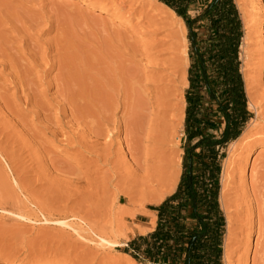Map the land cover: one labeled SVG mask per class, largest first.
<instances>
[{
	"label": "rangeland",
	"instance_id": "1",
	"mask_svg": "<svg viewBox=\"0 0 264 264\" xmlns=\"http://www.w3.org/2000/svg\"><path fill=\"white\" fill-rule=\"evenodd\" d=\"M240 2L244 7L249 4L250 0H240ZM236 4L238 8L237 1ZM100 6L102 4L94 0H0V172H2L0 185L6 189L5 192L0 187V194L3 195L0 196V201H2L0 202V264H75L77 262V264H152L141 255H136L138 259H134L131 255L132 249L128 248L127 243L136 236H144L154 230L157 217L156 211L152 208L175 190L179 180L183 153L185 109V100L183 102L182 98L184 99V92L187 87L184 78L188 67L183 60L185 59L183 49L185 50L186 29L179 35L178 42L180 43L177 44V51L171 49L168 44L164 45L165 47L162 45L165 49L163 51L161 46H159L161 49L155 46L157 38L148 37L141 26L134 23L136 20L130 22L131 20L125 16L122 17L121 12L114 11V8L112 10V8L107 7L99 8ZM246 7L244 9L250 17L252 15L251 8ZM251 18H249V24L252 27L249 25V31L250 28L252 30L248 31L251 35L248 33V36L243 38L241 45V71L243 74V69H246L245 72L252 91L251 95L255 98L254 101L259 104V102L262 103L260 93L264 89V57H259L261 54L258 52L264 49L262 48L264 47V32H261L262 30L258 26L252 25L254 22ZM256 23H259L258 20ZM172 59L175 62H180L177 63L178 68L172 69L173 67H170L171 62H173ZM121 73L124 75L127 73L130 77L134 73L137 74H135L136 76H140L141 78H139L142 79L140 84L143 89L145 88L144 92L147 99L151 96L150 91L153 85H156L155 82L157 81L154 78L157 74V77H162L159 82L160 87L161 85L163 87L166 81L168 84L169 75L173 77V80L170 77V82L172 81L170 87H175V96L172 100V110L175 109V111L172 113L177 115V118L175 119L174 116L175 120H173L177 131L174 136V149L172 147L168 150V157L171 158L168 169L172 173L168 171L166 177L169 179V175L173 174L171 178L174 179L175 185L166 193H162L166 191L164 184L167 180H164L158 181V193L153 190L154 192L147 193L149 196L146 195V197L135 196V199L131 195L132 198L119 199L120 197L117 196L119 194L118 187L120 189L125 184L123 174L125 175L126 155L124 152L119 156L113 154L110 159L111 165L105 164L103 159L97 156L98 153H101L100 146L104 143V136H97L98 138H96L92 133H88V128L86 129L90 125L87 124L88 118L96 116V107H94L95 103L91 98V90L94 93L95 87L102 83V78L107 77L105 75L109 74L111 77H116ZM109 75L108 77H110ZM258 76H262L261 79H258ZM68 91L70 92L68 93ZM79 93L82 94V97L78 95ZM26 95L29 98L34 97L28 98V100ZM71 97L78 100L76 106L84 109V112L80 109L79 113L77 112L78 108L73 107L70 102ZM247 109L251 116L240 135L242 137V142H239L241 145L238 142L235 145L234 141L228 144L222 160V171L228 160H232L229 170L233 167L229 172L228 179L226 178L227 184L225 182L226 187L222 200L219 193V202L225 215L226 225L227 218L232 219L231 231L229 232L231 234L229 235L226 229L224 236V264L227 260L230 264H244L242 259L244 255L245 257L247 255L246 264L258 262L261 264L259 261L262 255L261 247L259 245L255 247L256 234L252 233L247 251L241 249L239 240L241 233L238 227H240V220L245 218V212L237 210L243 199L238 197V200L236 197V190L240 182L236 179V169L242 162L243 180H250V173H254L252 169L258 168V165L261 164L260 160H262L261 155L264 154V139H258L257 136L253 135L255 131L264 127V119L257 117L255 109L248 104V98ZM44 110L49 113L43 115L46 114ZM71 111L75 113L74 116L77 115V124L76 117L70 116ZM117 116L119 117L120 114ZM253 121H257L256 126L248 129V125ZM57 123L60 127L56 125ZM60 123H63V126ZM28 130L30 131L28 132ZM68 131H70L69 138H73L70 139V142L66 134ZM17 133L21 134V137ZM50 133L53 135H49ZM83 133L85 134L83 135ZM123 136V132L116 134L113 152L116 149H123L126 145ZM12 137L13 139H11ZM21 139L25 140L21 141ZM83 140L84 142H81ZM27 141L30 143L28 144ZM143 143L142 145L145 147H141L146 149L147 143L144 140ZM82 145H85L86 148ZM170 151L172 152L170 153ZM132 163L133 161H128L126 164ZM120 168L121 170H119ZM107 171H110L107 176L111 177H105ZM113 172H117L116 175ZM112 173L115 177L117 176V179L112 176ZM82 175H87L93 183L91 185L87 183L88 180H84ZM106 178L112 181L111 184L114 185H110L106 191H101ZM20 182L21 186L19 185ZM116 183L119 185L117 186ZM127 184L123 188L127 187ZM91 191L96 192L91 195ZM152 197H158V201L151 202ZM123 210L125 213H122ZM127 210L130 213H128L129 211L126 212ZM22 211L26 212L25 217H20ZM153 219H155V224L152 228L138 235L137 232L140 227L137 224H141L143 227H151L150 222ZM93 223L102 224L108 228L119 241V245L112 247V249L94 248L95 260H92V254H88L89 251L85 248L87 245L95 246V244L77 236L79 231L77 224L86 229L88 224L92 226ZM227 234L230 238L228 237V245L225 250ZM243 251L246 254L243 255ZM225 252L227 257H225Z\"/></svg>",
	"mask_w": 264,
	"mask_h": 264
},
{
	"label": "trees",
	"instance_id": "2",
	"mask_svg": "<svg viewBox=\"0 0 264 264\" xmlns=\"http://www.w3.org/2000/svg\"><path fill=\"white\" fill-rule=\"evenodd\" d=\"M158 1L186 29L181 172L175 190L152 208L154 230L127 246L152 264H224L222 160L251 116L241 71L244 25L235 0Z\"/></svg>",
	"mask_w": 264,
	"mask_h": 264
},
{
	"label": "bare ground",
	"instance_id": "3",
	"mask_svg": "<svg viewBox=\"0 0 264 264\" xmlns=\"http://www.w3.org/2000/svg\"><path fill=\"white\" fill-rule=\"evenodd\" d=\"M95 2L102 4V6H100L99 8H114V11L117 12H121L122 17L125 16L126 18H128L129 20H131L130 22H132V20H136V22H134L135 24H137V26H141L142 30H144V33L148 35V37L152 38V39H156V44L155 46L159 48V46L162 47V45H166L168 44V46L173 49L176 50L178 48V40H179V35L180 33H182V31H185V27L183 24V21L180 17L176 16V14L169 9L168 7H166L164 4L160 3L158 0H94ZM238 3V8L240 10L243 22H244V27H245V34H244V39L248 36V33L252 30L250 28L249 31V18H251V16H253L251 18L252 22H254L252 25L258 26L259 29H261V32H264V0H250L248 5H245L244 7H242L243 5H241L240 0H236ZM246 6H248L249 8H251L252 15L250 13V17H248V13H246L245 9L247 8ZM245 8V9H244ZM250 10V9H249ZM248 12V11H247ZM250 20V21H251ZM258 20L259 23H256V21ZM258 24V25H256ZM251 26V25H250ZM136 27V25H135ZM252 27V26H251ZM254 27V26H253ZM134 28V27H133ZM257 28V27H256ZM137 29V28H136ZM254 29V28H253ZM258 29V32H259ZM139 30V29H137ZM141 30V29H140ZM141 30V32H142ZM249 31V32H248ZM143 34V33H142ZM249 35H251V33H249ZM260 35V34H259ZM146 36V35H145ZM160 36V37H159ZM154 41V40H153ZM154 41V42H155ZM183 41V40H182ZM153 43V42H152ZM178 44V45H177ZM184 45H185V50L183 49L184 55H185V64L186 67L188 65V58H187V43H186V38L184 37ZM149 46V45H147ZM181 46V45H180ZM150 47V46H149ZM155 47V48H156ZM165 47V46H164ZM162 47V49L164 48ZM168 47V48H169ZM169 48V49H170ZM264 48V47H262ZM161 49V48H159ZM170 49V50H171ZM165 49H163L164 51ZM178 50V49H177ZM176 50V51H177ZM157 51V50H156ZM159 51V50H158ZM175 52V51H174ZM160 53V52H159ZM164 53V52H163ZM169 53V52H168ZM261 54V56L259 57H264V49H262L260 52H258ZM177 58L178 55L177 53H175ZM158 55V52H157ZM175 56V57H176ZM181 56V55H180ZM168 59V58H167ZM179 59V58H178ZM169 60V59H168ZM173 60V59H172ZM171 60V61H172ZM181 60V59H180ZM156 61V60H155ZM170 61V60H169ZM179 61L175 62V60H173V62H171V68L175 69L177 67V63ZM183 62V61H182ZM165 63V62H163ZM168 63V62H167ZM180 63V62H179ZM169 64V63H168ZM181 65V64H180ZM162 66V65H161ZM166 66V65H165ZM179 66V65H178ZM159 67V66H158ZM178 68V67H177ZM181 68V67H180ZM158 69V68H157ZM156 69V70H157ZM184 69V68H183ZM155 70V71H156ZM169 70V69H168ZM246 69H243V78L245 81V88H246V94H247V98H248V104L249 106H252L256 113H257V117L258 118H262L264 119V89H262L261 93H260V97L262 99V103L259 102V104H257V102H255V98L253 97V95H251L252 91L250 90V81L247 79V74L245 72ZM158 71V70H157ZM161 71V70H160ZM182 71V70H181ZM174 72V71H173ZM184 72V71H183ZM166 73V72H165ZM170 73V71H169ZM172 73V71H171ZM127 75V73H125ZM136 73L131 74L130 76H126L124 74H120V75H116V77H111L109 74L105 75L107 77H103L102 78V83H100L98 86L95 87V90L93 91L94 93H92L91 90V98L94 101V107H96V116L90 118H88V123L90 124L88 127H86V129L88 128V133H92L93 135H95L96 138H98L97 136H104V143L102 144V146H100V152L98 153L97 156L99 158H102L105 164L109 165L111 162V157L113 156V154L119 156L121 155V153L124 152L125 159H126V163H128V161H133L132 164H126L124 166V172L125 175L123 174L124 177V182L125 184H127V187L123 188L124 185L121 187L122 190L119 189V194L117 195L118 197H120L119 199H128V198H132L135 196H145L148 195L147 193L150 194V192H152L153 190H155V192L158 193V181L162 182L164 180H167L166 183H160V184H164L166 191L161 192L162 193H166L167 191H169L174 185H175V181L174 179L171 178L170 174V169H168V166L170 164V160L171 158H169V153L168 150L172 149V147L175 145L174 143V136L176 134L177 128H176V124L174 125L173 120H175L177 117V115H173L172 111V100L173 97L175 96V87H170V77L172 76H168L167 80H168V84L167 81L165 84H163L164 86L160 87L159 82L162 80V77H157L155 76L154 80H156L157 82L156 85H153L152 90L150 91L151 96L149 99L146 98L145 96V88H142V85L140 84L142 79H140L138 76L135 75ZM164 74V72H163ZM184 74V73H183ZM260 74V73H259ZM108 75L110 77H108ZM113 76V75H112ZM260 77L262 76H258V79H261ZM182 78V77H181ZM141 80V81H140ZM173 80V77H172ZM249 83H248V81ZM153 81V80H152ZM184 82L185 85H187V79L186 76L184 78ZM179 83V81H178ZM172 84V83H171ZM175 84V83H174ZM151 85V84H150ZM177 85V84H176ZM62 86V85H60ZM174 86V85H173ZM63 87V86H62ZM77 88V87H76ZM94 88V87H93ZM59 89V88H58ZM79 89V88H77ZM36 90V89H35ZM82 90V89H80ZM79 90V91H80ZM49 91V90H48ZM56 91V90H55ZM58 92V91H56ZM70 91H68L69 93ZM74 93V91H72ZM71 92V93H72ZM86 92V91H84ZM177 92V90H176ZM72 93V94H73ZM77 93V92H76ZM83 94V92H81ZM63 94V93H62ZM82 94H78L80 97H82ZM53 95V94H52ZM77 95V96H78ZM87 95V94H86ZM177 95V94H176ZM27 96V95H26ZM30 96V95H29ZM34 97V96H31ZM30 97V98H31ZM45 97V96H44ZM59 97V96H58ZM61 97V96H60ZM79 97V98H80ZM85 97V96H84ZM178 97V96H177ZM181 97V96H180ZM29 97L27 96V99ZM29 98V99H30ZM182 98V97H181ZM28 99V100H29ZM43 99V98H42ZM71 103L73 105V107L78 108L76 105L78 103H76L78 100L76 98L71 97ZM82 99V98H81ZM86 99V98H83ZM90 99V98H89ZM37 100V98H36ZM35 100V101H36ZM41 100V99H40ZM55 100V98H54ZM62 100V99H61ZM67 100V99H66ZM69 100V99H68ZM67 100V101H68ZM91 100V101H92ZM178 100V98H177ZM183 102L184 99L182 98ZM26 101V100H25ZM34 101V100H33ZM86 101V100H85ZM30 102V101H29ZM40 102V101H39ZM54 102V101H53ZM57 102V101H56ZM182 102V101H181ZM26 103V102H25ZM48 103V102H47ZM66 103V102H65ZM68 103V102H67ZM177 103V102H176ZM38 104V103H37ZM43 104V103H42ZM61 104V103H60ZM35 105V104H34ZM71 105V104H70ZM71 105V106H72ZM42 106V105H41ZM44 106V105H43ZM54 106V105H53ZM68 106V105H67ZM80 106V105H78ZM174 106V105H173ZM13 107V106H12ZM176 107V106H175ZM53 108V107H52ZM59 108V107H58ZM72 108V107H71ZM178 109V107H176ZM8 109H10L8 107ZM13 109V108H12ZM11 109V112H12ZM61 109V108H60ZM59 109V110H60ZM78 108L77 112L79 113L80 109ZM87 109V108H86ZM7 110V109H6ZM67 110V109H66ZM73 110V109H72ZM75 110V111H76ZM84 110V109H83ZM82 110V111H83ZM9 111V110H8ZM41 111V110H40ZM48 111V110H47ZM63 111V109H62ZM92 111V110H91ZM90 111V112H91ZM5 112V111H4ZM44 112H46L44 110ZM42 112V113H44ZM60 112V111H59ZM64 112V111H63ZM72 112V111H71ZM76 112V113H77ZM84 112V111H83ZM82 114H85L83 113ZM44 113L43 115H47ZM93 113V112H92ZM41 114V113H40ZM57 114V113H56ZM62 114V113H61ZM65 114V112H64ZM74 112L71 113L70 116H74ZM117 114L120 116L118 117ZM67 115V114H66ZM10 116V115H9ZM63 116V114L61 115ZM77 116V115H76ZM74 116V117H76ZM80 116V115H78ZM175 116V119H174ZM43 117V116H42ZM45 117V116H44ZM47 117V116H46ZM65 117V116H64ZM69 117V116H68ZM73 117V118H74ZM47 119V118H46ZM72 119V118H71ZM78 118H75V121ZM83 119V118H82ZM257 119V118H256ZM260 119V120H262ZM14 120V119H13ZM70 120V119H69ZM68 120V121H69ZM74 120V119H73ZM80 120V119H79ZM259 120V121H260ZM8 121V120H7ZM71 121V120H70ZM86 121V120H85ZM43 122V121H42ZM62 122V119H61ZM73 122V121H72ZM82 122H84L82 120ZM261 122V121H260ZM13 123V122H12ZM17 123V122H16ZM51 123V122H50ZM80 123V122H79ZM86 123V122H85ZM41 124V123H40ZM44 124V123H43ZM63 124V123H62ZM60 123V125H62ZM69 124V122H68ZM71 124V123H70ZM74 124V123H73ZM77 124V121H76ZM255 124H257V121H253V123H250L248 125V129L252 128ZM259 124V123H258ZM2 125V124H1ZM14 125V124H13ZM56 125L59 126V124L57 123ZM67 125V124H66ZM86 125V124H85ZM10 126V125H9ZM12 126V125H11ZM10 126V127H11ZM63 126V125H62ZM87 126V125H86ZM256 126V125H255ZM14 127V126H13ZM17 127V126H16ZM37 127V126H36ZM44 127V126H43ZM60 127V126H59ZM68 127V126H67ZM75 127V126H74ZM85 127V126H84ZM1 128V127H0ZM82 128V127H81ZM254 128V127H253ZM8 129V128H7ZM18 129V128H17ZM60 129V128H59ZM247 129V130H248ZM259 129V128H258ZM21 130V129H20ZM42 130V129H41ZM65 130V128H64ZM73 130V129H72ZM10 131V129H9ZM30 130H28L29 132ZM60 131V130H59ZM66 131V130H65ZM87 131V130H86ZM85 131V132H86ZM27 132V131H26ZM70 131H68V133H66L67 135L69 134ZM74 132V131H73ZM123 132L124 136H123V140L126 142V145L124 146L123 149H116V151L113 152V148L115 145V136L116 134ZM15 133V132H14ZM20 133V131H19ZM17 133V134H19ZM60 133V132H59ZM63 133V132H61ZM72 133V132H71ZM87 133V132H86ZM6 134V133H5ZM12 134V133H10ZM30 134V133H28ZM55 134V133H54ZM65 134V133H63ZM65 134V135H66ZM82 134V133H81ZM85 133H83L84 135ZM2 135V134H1ZM14 135V134H13ZM21 134H19L20 136ZM31 135V134H30ZM51 135V133L49 134ZM53 135V134H52ZM51 135V136H52ZM57 135V134H56ZM82 135V137H83ZM90 135V134H89ZM88 135V136H89ZM255 136H257L258 139H264V127H261L259 130L255 131L254 134ZM16 136V135H14ZM24 136V135H23ZM36 136V135H35ZM87 136V137H88ZM252 136V135H251ZM3 137V136H2ZM11 137V136H10ZM21 137V136H20ZM32 137L33 134H32ZM38 137V136H37ZM46 137V136H45ZM66 137V136H65ZM68 140L70 142L69 135L67 136ZM74 137V136H73ZM86 137V136H85ZM5 138V137H4ZM8 138V137H7ZM6 138V139H7ZM23 138V137H22ZM27 138V137H26ZM55 138V137H54ZM58 138V137H56ZM103 138V137H102ZM241 136H239L236 140H234V144L236 145V142H238V144H240L239 142L241 141ZM13 139V137L11 138ZM17 139V138H16ZM15 139V140H16ZM34 139V138H33ZM60 139V138H59ZM57 139V141L63 140V139ZM66 139V138H65ZM73 139V138H72ZM75 139V138H74ZM92 139V138H91ZM23 139H21L22 141ZM25 140V139H24ZM23 140V141H24ZM30 140V139H29ZM38 140V139H37ZM67 140V143H68ZM86 140V139H85ZM89 140V139H88ZM98 140V139H97ZM143 140L147 143L146 145V149L142 148L145 147V145L143 146ZM176 140V138H175ZM7 141V140H6ZM244 141V140H243ZM11 142V141H10ZM13 142V141H12ZM18 142V140H17ZM16 142V143H17ZM65 142V141H64ZM81 142H84L81 141ZM80 142V143H81ZM93 142V141H92ZM95 142V141H94ZM3 143V142H2ZM15 143V142H14ZM22 143V142H20ZM28 143V141H27ZM30 143V141H29ZM28 143V144H29ZM74 143V142H73ZM85 143H87V141H85ZM84 143V144H85ZM11 144V143H10ZM83 144V143H82ZM141 144V145H140ZM144 144V143H143ZM95 145V144H94ZM93 145V146H94ZM100 145V144H99ZM234 145V146H235ZM241 145V144H240ZM7 146V145H6ZM10 146V145H9ZM8 146V147H9ZM80 146V145H79ZM84 148L85 145H82ZM97 146V145H96ZM142 146V147H141ZM239 146V145H238ZM245 146V145H244ZM18 147V146H17ZM98 147V146H97ZM119 147V146H118ZM5 148V147H4ZM21 148V147H19ZM25 148V147H24ZM29 148V147H28ZM77 148V147H76ZM237 148V147H236ZM242 148V147H241ZM93 149V148H92ZM142 149V150H141ZM143 149H145L143 151ZM174 149V147H173ZM2 150V148H1ZM17 149H15L16 151ZM23 150V149H22ZM25 150V149H24ZM29 150V149H28ZM86 150V149H85ZM88 150V149H87ZM3 151V150H2ZM27 151V150H26ZM91 151V150H90ZM99 151V150H98ZM142 151V152H141ZM173 151V150H172ZM170 151V153L172 152ZM17 152V151H16ZM15 152V153H16ZM92 152V151H91ZM2 153V152H1ZM7 153V152H6ZM5 154V153H4ZM91 154V153H90ZM2 155V154H1ZM6 155V154H5ZM12 155V154H10ZM96 155V154H95ZM4 157V155H2ZM18 156V154H17ZM116 156V157H117ZM10 158L12 156H9ZM18 158V157H17ZM120 158V157H119ZM6 159V157H5ZM8 159V157H7ZM124 159V158H122ZM261 164H257L258 168H253L252 171L254 172L253 174L250 173V180H243V176H244V171H243V167L242 162H240L238 169H236V175L237 178L240 182H239V186L238 189L236 190V194H237V199L239 197V199H243L242 203H238L239 206L237 208L238 211L243 210L245 212V218L243 219H239L241 221L240 223V227H238L240 230L239 233L241 239L240 240V246L241 249H244V251H247L248 247H249V241L250 238L252 236V233L256 234V238H255V247H257L258 245L261 247V252L262 255L259 258L261 264H264V154L261 155ZM121 160V159H120ZM8 161V160H7ZM6 161V162H7ZM12 161V160H11ZM123 161V160H122ZM13 162V161H12ZM11 162V164H12ZM113 163V162H112ZM118 163V161H117ZM121 163V161H120ZM17 164V163H15ZM230 164L232 165V160H228L225 164H224V168L222 171V186H221V192H220V198L221 200L224 197V188L226 187V180L229 177V172L230 170L233 168H231L229 170ZM111 165V164H110ZM16 166V165H15ZM121 166V165H120ZM119 166V167H120ZM97 167V166H95ZM112 167V166H111ZM115 167V166H114ZM173 167V166H172ZM171 167V168H172ZM11 168V167H10ZM16 168V167H15ZM18 168V167H17ZM99 168V167H98ZM170 168V167H169ZM85 169V168H84ZM95 169V168H94ZM93 169V171H94ZM107 169V168H106ZM112 170V168H110ZM116 169V168H115ZM13 170V169H12ZM17 170V169H16ZM86 170V169H85ZM98 170V169H97ZM121 170V168L119 169ZM238 170V171H237ZM15 171V170H14ZM18 171V170H17ZM22 171V170H21ZM100 171V170H98ZM104 171V170H103ZM114 171V170H113ZM169 172V176L170 178L167 179V173ZM82 172V171H81ZM87 172V171H86ZM89 172V171H88ZM101 172V171H100ZM110 172V171H109ZM108 171L105 172V177L107 176V173H109ZM119 172V171H118ZM2 172H0L1 174ZM15 173V172H14ZM104 173V172H102ZM114 173V172H113ZM112 176H114V174L116 175V173L113 174ZM172 173V172H171ZM82 174V173H81ZM84 174V173H83ZM7 175V174H6ZM17 175V174H15ZM22 175V173H21ZM91 175V174H90ZM89 175V176H90ZM104 175V174H103ZM2 176V175H1ZM83 176V175H82ZM120 176V175H119ZM122 176V175H121ZM4 177V176H3ZM2 177V178H3ZM16 177V176H14ZM24 177V176H23ZM94 177V176H93ZM96 177V176H95ZM107 177H111V176H107ZM175 177V176H174ZM80 178V176H79ZM114 178L117 179V176ZM227 178V179H226ZM16 179V178H15ZM21 179V177H20ZM84 180H88L87 183H90V185L93 183L92 179L89 178L87 175L83 176ZM22 180V179H21ZM95 180V179H94ZM24 181V180H23ZM96 181V180H95ZM2 182V181H1ZM17 182V181H16ZM86 182V181H85ZM97 182V181H96ZM226 182V184H225ZM4 183V182H3ZM95 183V182H94ZM104 186L102 187L101 191H106V189L110 186V185H114L111 184L113 183L112 181L108 180L106 178V181H104ZM118 183V182H117ZM116 183V185H117ZM2 184V183H1ZM18 184V182H17ZM23 184V183H22ZM123 184V183H122ZM5 185V184H4ZM8 185V184H7ZM21 186V182L19 184ZM26 185V183H25ZM95 185V184H93ZM97 185V184H96ZM100 185V182H99ZM119 185V184H118ZM117 185V186H118ZM121 185V184H120ZM3 186V184H2ZM29 186V185H28ZM126 186V185H125ZM1 187V185H0ZM8 187V186H7ZM26 187V186H25ZM24 187V188H25ZM163 187V186H162ZM2 188V187H1ZM21 188V187H20ZM23 188V190H24ZM28 188V187H27ZM4 189V191L6 192L5 188H2V190ZM31 189V188H30ZM99 189V188H98ZM163 189V188H162ZM10 190V189H9ZM13 190V189H12ZM28 190V189H27ZM93 190V189H92ZM115 190V189H114ZM117 190V189H116ZM1 191V190H0ZM21 191V190H20ZM10 192V191H9ZM23 192V191H22ZM28 192V191H26ZM96 191H91V195L94 194ZM99 192V191H98ZM116 192V191H115ZM154 192V191H153ZM25 193V192H23ZM101 193V192H100ZM118 193V191H117ZM152 194V193H151ZM96 195V194H95ZM132 195V196H131ZM1 196V194H0ZM3 196V195H2ZM1 196V197H2ZM8 196V195H7ZM149 196V195H148ZM152 196V195H151ZM29 197V196H28ZM163 196L161 195V198ZM10 198V197H9ZM150 198V197H149ZM2 199V198H1ZM8 199V198H7ZM136 199V197H135ZM148 199V198H147ZM152 199V200H151ZM149 200H151V202H157L158 201V197L155 198H151ZM238 199V200H239ZM245 199V200H244ZM4 200V199H3ZM142 200V199H141ZM240 200V201H241ZM11 201V199H10ZM143 201V200H142ZM2 202V201H0ZM5 203V202H3ZM13 203V202H12ZM237 203V201H236ZM1 204V203H0ZM15 205V204H14ZM26 205V204H24ZM243 205V206H242ZM17 206V205H15ZM19 206V205H18ZM27 206V205H26ZM29 207V206H28ZM143 207V206H142ZM24 208H27L24 206ZM19 209H21L19 207ZM141 209V208H140ZM28 210V209H27ZM126 210V209H125ZM20 211V210H19ZM26 211V210H25ZM33 211V210H32ZM124 211V210H123ZM129 210H127L126 212H128ZM237 211V212H238ZM21 212V211H20ZM19 212V213H20ZM30 213V211H28ZM35 212V211H34ZM122 213H125L122 212ZM130 213V211L128 212ZM243 213V212H242ZM26 212L22 211V213H20V217H25ZM123 215V214H122ZM27 216L29 217V215L27 214ZM26 216V217H27ZM130 216V215H129ZM27 217V218H28ZM131 217H133L131 215ZM26 218V219H27ZM232 220V219H231ZM231 220L228 217L227 218V233L230 235L231 233H229L231 230ZM243 220V221H242ZM239 221V222H240ZM233 222V221H232ZM94 224V223H93ZM100 224V223H99ZM155 224V219H153L150 222L151 227H141L139 229V233H143L146 232L147 230H150L152 228V226ZM81 225V224H80ZM102 224L98 225V224H94V225H89L88 224V228L84 229L83 226L80 227L79 224H77V226L79 227V231L77 232V236H79L81 239L87 240L90 243H94L95 246H89L87 245V248L89 253L88 254H92V260H95V254H93V251H95L94 248L98 249H112V247L119 245V241L117 240V238H115L111 232L108 230V228H106L105 226H101ZM232 228H234L232 226ZM76 228H74L75 230ZM78 229V228H77ZM237 230V229H236ZM76 231V230H75ZM227 234L226 239H225V245L224 248L225 250L227 249V245H228V239L230 238L229 235ZM238 234V233H237ZM77 237V238H79ZM229 237V238H228ZM76 238V239H77ZM98 247V248H97ZM94 249V250H93ZM105 249V250H106ZM256 250V249H255ZM87 251V250H84ZM109 251V250H108ZM243 251V252H244ZM257 252V251H256ZM259 253V252H258ZM84 254V253H83ZM87 254V253H86ZM246 254L245 252L243 253V255ZM241 255V256H243ZM88 256V255H87ZM86 256V258H87ZM85 257V256H84ZM91 257V255H90ZM225 257H227V253L225 252ZM247 257V255H246ZM246 257L244 255L243 259V263H245L246 261ZM89 258V256H88ZM98 258V257H97ZM256 258V257H255ZM91 260V258H89ZM227 259V258H226ZM86 260V259H85ZM229 261L227 260L226 264H230L228 263ZM78 263V262H77ZM75 263V264H77ZM259 263V262H258ZM256 263V264H258ZM81 264V263H79ZM241 264V263H239ZM260 264V263H259Z\"/></svg>",
	"mask_w": 264,
	"mask_h": 264
},
{
	"label": "crops",
	"instance_id": "4",
	"mask_svg": "<svg viewBox=\"0 0 264 264\" xmlns=\"http://www.w3.org/2000/svg\"><path fill=\"white\" fill-rule=\"evenodd\" d=\"M137 226H139L140 228L143 227V225H141V224H137ZM137 234H138V235H141V234L139 233V230H138Z\"/></svg>",
	"mask_w": 264,
	"mask_h": 264
}]
</instances>
